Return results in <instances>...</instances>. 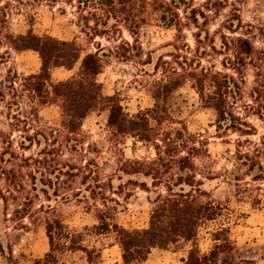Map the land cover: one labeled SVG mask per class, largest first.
I'll use <instances>...</instances> for the list:
<instances>
[{
	"label": "rangeland",
	"instance_id": "obj_1",
	"mask_svg": "<svg viewBox=\"0 0 264 264\" xmlns=\"http://www.w3.org/2000/svg\"><path fill=\"white\" fill-rule=\"evenodd\" d=\"M77 6L0 0V42L7 31L32 30L76 39L86 48L82 57L100 49L107 90L129 114L152 109L154 96L163 92L159 82L181 75L159 102L168 105L171 118L164 131L186 127L200 133L204 144L196 171L212 177L204 180L202 198L212 201L217 215L199 228L200 252L209 253L215 232L227 227L230 244L220 264H264V0H185L166 19L141 4H117L118 12L110 15L94 1L81 12ZM143 18L137 35L130 33ZM39 68L36 52L0 43V196L6 198L0 208V264H118V250L110 251L115 235L102 231L98 209L119 225L149 222L155 194L135 183L147 179L120 169L151 161L156 150L151 142L115 133L108 111L93 113L69 137L58 106H41L38 117L27 114L31 103L22 76ZM10 70L20 77L14 91L4 86ZM215 74L225 92L226 119L198 91L202 86L205 98L212 95ZM172 166L166 176L180 172L178 164ZM47 218L58 220L53 243ZM190 246L183 242L165 250L184 261Z\"/></svg>",
	"mask_w": 264,
	"mask_h": 264
},
{
	"label": "trees",
	"instance_id": "obj_2",
	"mask_svg": "<svg viewBox=\"0 0 264 264\" xmlns=\"http://www.w3.org/2000/svg\"><path fill=\"white\" fill-rule=\"evenodd\" d=\"M55 2L58 0H54ZM68 3H78L77 12H81L87 2L94 1L98 9L104 10L108 15L117 13V4L120 7L129 5L134 7H152L160 19H166L167 13L176 14L185 0H61ZM124 9V8H120ZM122 12V11H121ZM123 13V12H122ZM86 27L90 21L85 18ZM140 23L128 28L130 33L137 35ZM86 32V31H85ZM87 33V32H86ZM96 35H99L96 32ZM8 48L16 52H36L41 61L40 70L36 73L23 75L22 90L27 92L30 99L27 114L38 117L41 106L56 105L60 109L61 128L67 136L79 133L84 121L93 113L108 111V123L114 127L115 133L132 135L141 141L151 142L156 154L151 161H136L130 168H122L127 174H143L147 179L138 183L139 187L148 193H154V208L150 214L147 227L123 226L114 222L110 214L98 209V219L104 233H114L116 243L119 244L122 253L123 264H142L147 261L152 249H169L183 242H190L185 264H220L221 254L227 250L230 244L229 230L222 227L213 236L214 247L207 254L200 252L197 245V236L200 226L206 220L216 218V211L212 201L204 200L205 192L202 189L204 180L210 176H197L196 162L202 158L204 144L200 133H192L186 127L173 128L164 131L162 126L170 121L169 107L159 102L162 94L164 97L174 89L181 78L169 76L166 82H159V92L154 97L157 100L152 109L129 114L118 101L115 95H105L102 91V83L99 80L103 72V56L100 49L95 52H87L86 48L76 39H61L50 34L39 35L28 30L26 33L14 34L8 32L4 35ZM6 58V56H3ZM80 63L77 71L65 80L54 81L52 71L56 68L74 69ZM174 74V75H175ZM192 75V74H189ZM217 74L212 83L215 87L212 95L205 98L204 88H198L201 99L209 103L218 114L219 119H226L225 92L217 81ZM18 73L9 71L4 80V86L14 91V84L19 79ZM16 91V90H15ZM4 97V91H0ZM164 99V98H163ZM166 99V98H165ZM30 118V116H28ZM46 143L50 139L46 132L41 130ZM184 153V154H183ZM46 156V155H45ZM44 156V157H45ZM178 164L177 176H166L172 165ZM160 166V167H159ZM165 167V170H161ZM151 183V186L149 185ZM152 187V188H151ZM1 200L6 201L4 196ZM110 219L112 222H109ZM58 220L47 218V232L53 243V228ZM52 248V252H53ZM88 252V250H86ZM48 257L52 253L47 254ZM89 257V256H88ZM91 263V258H88Z\"/></svg>",
	"mask_w": 264,
	"mask_h": 264
},
{
	"label": "crops",
	"instance_id": "obj_3",
	"mask_svg": "<svg viewBox=\"0 0 264 264\" xmlns=\"http://www.w3.org/2000/svg\"><path fill=\"white\" fill-rule=\"evenodd\" d=\"M40 67H41V61H40ZM78 65L72 69V70H69V69H66V68H56L52 71V78L54 81H59V80H65L67 78H69L72 74L75 73V71L78 69ZM40 70V68H39ZM60 72V76L56 77V73ZM103 73H100L99 75V80L101 81L102 83V91L105 95H112L110 90H107L108 89V86L106 84V82L103 80L102 76H103ZM56 77V78H55ZM148 226V223L145 225V226H142V227H147ZM139 227V226H137ZM190 249V248H189ZM118 250V258L116 260H118V264H122L123 260H122V253H121V248L119 246V244H115L114 246H112V248H110V251H114V253ZM165 259H169L171 261H173L175 264L177 262H180L181 264H185V260L184 261H179L181 260L180 258H178L176 256L175 253H171L165 249H160V248H154L152 249L148 259H147V264H157V261L158 260H161V261H164Z\"/></svg>",
	"mask_w": 264,
	"mask_h": 264
}]
</instances>
